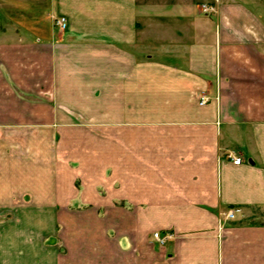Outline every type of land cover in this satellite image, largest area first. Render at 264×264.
<instances>
[{
	"label": "crops",
	"instance_id": "1",
	"mask_svg": "<svg viewBox=\"0 0 264 264\" xmlns=\"http://www.w3.org/2000/svg\"><path fill=\"white\" fill-rule=\"evenodd\" d=\"M10 215L0 264H264V0H0Z\"/></svg>",
	"mask_w": 264,
	"mask_h": 264
},
{
	"label": "built area",
	"instance_id": "2",
	"mask_svg": "<svg viewBox=\"0 0 264 264\" xmlns=\"http://www.w3.org/2000/svg\"><path fill=\"white\" fill-rule=\"evenodd\" d=\"M202 11L205 15H210L217 12V9L212 5H203ZM56 26L62 30L65 31L68 28V19L65 16H61L55 20ZM208 102L207 98H202L200 104L205 105ZM234 165H240L242 160L240 158H231ZM240 210H232L229 211L225 216L228 221H233L236 218V214L239 213ZM171 234L162 235L160 233H155L154 238L155 240L160 244L164 245L169 239H172Z\"/></svg>",
	"mask_w": 264,
	"mask_h": 264
},
{
	"label": "rangeland",
	"instance_id": "3",
	"mask_svg": "<svg viewBox=\"0 0 264 264\" xmlns=\"http://www.w3.org/2000/svg\"><path fill=\"white\" fill-rule=\"evenodd\" d=\"M59 17H61V16H59ZM59 17H55L54 18V25L56 26V24H55V20L57 19V18H59ZM57 27V26H56ZM58 28V27H57ZM59 29V28H58ZM60 30V29H59ZM11 217H12V215H10V216H2V217H0V223H3V222H9V221H11V220H9V219H11ZM261 221H264V219H262ZM55 237H49L47 240H46V242H45V245L46 246H48V247H52V246H54L55 245Z\"/></svg>",
	"mask_w": 264,
	"mask_h": 264
}]
</instances>
